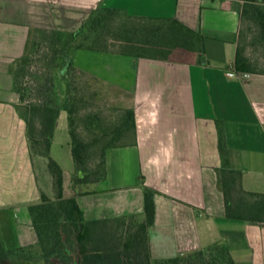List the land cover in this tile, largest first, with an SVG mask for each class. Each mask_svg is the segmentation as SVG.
<instances>
[{
	"label": "crops",
	"instance_id": "1",
	"mask_svg": "<svg viewBox=\"0 0 264 264\" xmlns=\"http://www.w3.org/2000/svg\"><path fill=\"white\" fill-rule=\"evenodd\" d=\"M240 5L241 0H0V239L11 235L6 221L17 218L16 248L35 245L28 204L41 193L54 197L47 157L30 151L10 67L36 28L72 31L92 9L107 6L134 16L175 17L205 36V53L201 63H185L114 50L73 52L74 66L122 94L117 103L133 109L135 132L130 142L108 149L103 178L75 183L72 190L74 166L63 171L64 195L76 194L87 220H141L147 185L156 190L148 228L152 258L186 255L217 242L237 264H264V223L228 218L218 182L221 131L228 166L241 172L242 187L264 192V72L244 76L233 67ZM59 127L71 153L64 109L50 151Z\"/></svg>",
	"mask_w": 264,
	"mask_h": 264
},
{
	"label": "trees",
	"instance_id": "2",
	"mask_svg": "<svg viewBox=\"0 0 264 264\" xmlns=\"http://www.w3.org/2000/svg\"><path fill=\"white\" fill-rule=\"evenodd\" d=\"M239 39L233 67L242 72H264L247 52L245 23L256 27L264 46V0H241L239 9ZM48 52L47 65L57 69L63 62L66 68L65 95L56 104L53 94V78L45 75L44 82L35 83L28 74L30 54L26 52L12 64L13 87L18 94L17 109L26 121L28 144L32 154L47 157L48 170L52 175L54 197L44 193L37 201L28 204L32 224L37 234L35 245L8 249L0 239V264L10 257H31L30 250L37 247L46 264H237L228 248L214 243L186 255L165 259L152 258L148 228L154 222L156 190L143 186L144 218L120 216L107 219L84 218L76 194L65 196L63 170L51 157L50 147L56 118L61 109L68 115L71 154L74 161L72 190L75 183L101 179L106 174V153L113 146L132 140L135 132L134 111L123 108L118 120L105 122L89 115L76 118L84 104L87 85L93 81V91L98 90L101 80L88 75L73 65L71 55L76 49L114 50L136 57H148L185 63H201L205 53V36L175 17L134 16L120 8L98 6L90 11L75 30H41ZM111 39V41H110ZM64 65V66H65ZM62 68V67H61ZM98 84L99 88L94 87ZM101 89V88H100ZM82 122V125L81 123ZM83 126L85 132H81ZM99 145L95 159L92 149ZM219 149L224 156V165L218 169V182L224 195L225 213L228 218L264 223V192L245 190L241 185V172L228 166L223 136L220 131ZM134 220L135 227L125 236L121 251L105 252L103 239L106 226L111 222ZM28 252V253H27Z\"/></svg>",
	"mask_w": 264,
	"mask_h": 264
},
{
	"label": "rangeland",
	"instance_id": "3",
	"mask_svg": "<svg viewBox=\"0 0 264 264\" xmlns=\"http://www.w3.org/2000/svg\"><path fill=\"white\" fill-rule=\"evenodd\" d=\"M248 23H245V40L247 41V52L250 56L258 62L260 68H264V46L261 42L256 27L248 26ZM41 30H50V28L38 27L30 36V42L26 50V54H30L29 69L27 68L28 74L32 73L35 78V83L40 85L44 82L45 75L53 78V94L55 95L56 104H59L61 99L64 97L66 82L62 77V74L66 68V65L61 62L57 69H52L51 66L47 65L45 54H47L48 45L45 43L43 34ZM111 41V39H110ZM65 65V66H64ZM62 67V68H61ZM81 83L85 86H90L86 92V97L84 98V105H81L78 113H76V118H82L89 116L90 114L96 117L93 119L104 120L105 122H113L118 120L119 116L122 113L123 107L117 103V100L122 97V94L118 91L109 90L104 85H101L99 88L98 84H94V87L99 88L98 90L93 91V81H89L90 85H87L84 80L81 79ZM19 101V100H18ZM65 114V113H63ZM82 125V122H80ZM82 133L85 132L83 126L80 127ZM84 134H87L84 133ZM66 133L60 127L56 130V141L53 145V148L50 151L51 157L60 165L64 173H69L73 170L74 162L70 153V148L67 147L65 143ZM99 145L94 146L92 149L91 160L96 158L94 155L98 151ZM71 189L68 187L67 189ZM136 220H139L135 217ZM134 220H125L121 222H111L106 227L107 233L105 236L99 235L98 237L103 239V247L105 252H114L121 251L122 244L125 236L135 227ZM5 230L11 234L10 236L5 237L4 240H1L4 247L9 249L16 248V242L13 240L12 233L14 235V230L17 228V224H20V219L11 218L6 221ZM10 238V239H9ZM2 239V238H1ZM28 253V252H27ZM31 257L23 258L22 257H10L5 264H46L43 257H41L37 247H34L30 250ZM194 264H200L196 262ZM216 264H224L223 262H218Z\"/></svg>",
	"mask_w": 264,
	"mask_h": 264
},
{
	"label": "built area",
	"instance_id": "4",
	"mask_svg": "<svg viewBox=\"0 0 264 264\" xmlns=\"http://www.w3.org/2000/svg\"><path fill=\"white\" fill-rule=\"evenodd\" d=\"M232 74H236V73H234V72H232ZM242 75H247V73L246 72H242Z\"/></svg>",
	"mask_w": 264,
	"mask_h": 264
}]
</instances>
